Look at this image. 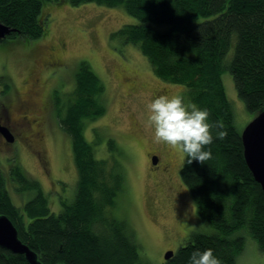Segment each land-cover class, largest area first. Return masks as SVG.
<instances>
[{
    "label": "trees",
    "instance_id": "16d2710c",
    "mask_svg": "<svg viewBox=\"0 0 264 264\" xmlns=\"http://www.w3.org/2000/svg\"><path fill=\"white\" fill-rule=\"evenodd\" d=\"M89 1L122 4L136 21L122 24L111 36L134 45L156 77L184 86L188 100L209 110L214 139L205 148L211 156L188 163L184 154L179 174L196 214L216 233L193 232L163 264H188L193 250L206 248L214 250L221 264H236L245 247V236L235 234L240 229H246L264 253V193L244 161L241 129L221 78L222 71L229 70L246 109H264V0H0V22L14 29L4 41L43 35L49 4ZM232 41L233 54L226 60ZM0 85L1 92L9 90L4 75ZM103 93V81L81 60L72 98L63 115L57 112L59 125L71 137L78 174L73 200L60 201L57 213L17 160L8 170L0 168V214L11 219L41 264H148L126 221L107 210L123 189V173L116 163L108 168L105 159L97 158L94 142L84 135L86 121L105 112ZM217 127L226 132L223 138L215 135ZM108 144L115 148L112 139ZM12 184L15 191L30 190L33 196L22 206L14 204ZM0 264L31 263L24 254L0 246Z\"/></svg>",
    "mask_w": 264,
    "mask_h": 264
},
{
    "label": "rangeland",
    "instance_id": "374dc122",
    "mask_svg": "<svg viewBox=\"0 0 264 264\" xmlns=\"http://www.w3.org/2000/svg\"><path fill=\"white\" fill-rule=\"evenodd\" d=\"M44 9L49 15L43 35L0 42V75L9 82L8 91L16 85L20 93L28 91L36 96L28 101L32 108L40 104L39 96L45 99L46 108L34 110L40 137L33 138L32 145L17 134L24 129L16 128V160L38 181L51 210L57 213L60 201H72L76 191L78 174L71 137L59 125L57 112L64 114L65 105L72 98L74 72L85 60L103 81L105 112L86 121L84 135L94 142L97 158L105 159L108 168L116 163L123 173V189L107 210L126 221L143 260L163 264L164 253L175 251L193 232L216 233L205 218L196 214L194 200L180 178L182 149L157 141L147 120L146 101L155 91L161 94L167 90L168 95L180 94L189 101L185 87L156 77L149 61L134 45L124 43L120 36H111L122 24L135 22L136 18L122 4L107 6L93 1L49 4ZM60 42L59 62L52 66L48 64L47 46ZM233 49L232 41L226 60L231 58ZM221 78L235 124L241 129L255 112L248 111L237 95L229 70H223ZM129 80L135 82L134 87L128 84ZM2 88L0 85V104L8 98L15 108L19 92L2 95ZM109 139L114 141V149L109 148ZM150 155L160 158L159 162L154 165ZM7 167L6 153L0 150V168L5 171ZM15 185L12 184L14 190L9 188V194L14 204L22 206L33 192L15 191ZM235 234L245 236V247L236 264H264V253L248 231L240 229Z\"/></svg>",
    "mask_w": 264,
    "mask_h": 264
},
{
    "label": "clouds",
    "instance_id": "9594fccd",
    "mask_svg": "<svg viewBox=\"0 0 264 264\" xmlns=\"http://www.w3.org/2000/svg\"><path fill=\"white\" fill-rule=\"evenodd\" d=\"M146 109L157 141L182 149L188 163L193 159L204 162L211 156V150L205 148L214 139L206 107L186 101L180 94L161 93L147 99ZM215 135L223 138L226 132L217 127ZM188 264H221V260L212 248L195 249Z\"/></svg>",
    "mask_w": 264,
    "mask_h": 264
},
{
    "label": "water",
    "instance_id": "95a60500",
    "mask_svg": "<svg viewBox=\"0 0 264 264\" xmlns=\"http://www.w3.org/2000/svg\"><path fill=\"white\" fill-rule=\"evenodd\" d=\"M12 31H14L13 28L0 22V42H3ZM0 131L4 132L5 129L0 127ZM240 136L244 161L264 193V109L256 112L241 128ZM156 162L157 160L153 157L152 163ZM0 246L12 252L24 254L31 264H41L34 251L20 240L17 228L5 214H0ZM173 253V250H167L164 253V259L170 258Z\"/></svg>",
    "mask_w": 264,
    "mask_h": 264
},
{
    "label": "flooded vegetation",
    "instance_id": "af4514ba",
    "mask_svg": "<svg viewBox=\"0 0 264 264\" xmlns=\"http://www.w3.org/2000/svg\"><path fill=\"white\" fill-rule=\"evenodd\" d=\"M47 47H48L47 50H49L48 64L53 66L59 62V58H60L59 52H60V48L62 47V42L58 44H49ZM27 71H28L27 73L29 74L32 72L30 68ZM25 78L27 80V76ZM26 80L24 79V81ZM35 80L36 78L34 79V83ZM128 84L131 87L135 86V82L132 80H129ZM32 86L34 87L36 94L35 84H33ZM14 87L15 88L13 90L7 91L5 93L13 95L15 92L14 95H16V93L19 91H17L16 85ZM163 91L164 92L162 93H167V90H163ZM3 93L4 92H1L2 95L5 94ZM158 94H160V92L155 91V93L152 96ZM18 97L19 100L17 101L18 104L16 105V96H15V101H14L15 108H13V105L8 100V98H5L4 101L1 102L0 104V127L2 129H5L4 132L0 131V150L6 153L7 163H8L7 170L9 169V165H10L9 163H11L12 161H16V141L18 140V137L16 135V128L21 127L24 129L22 133L18 132L17 134H21L26 139V142L32 145L33 144L32 139L33 138L38 139L40 137V130L37 128L39 125V121L35 113L36 111L35 107L41 108L42 111L46 108L44 97L40 98L39 96L40 99L38 98V100L40 101L41 105L40 104H37V106L34 105L33 108L29 106L28 101L33 100L32 98H36V96H31L30 93L26 91L25 94L19 92ZM150 157L151 160L153 157H155V159L157 160L155 164H157L160 160V158H158L156 155H150Z\"/></svg>",
    "mask_w": 264,
    "mask_h": 264
}]
</instances>
